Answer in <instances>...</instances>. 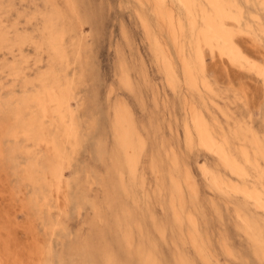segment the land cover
Instances as JSON below:
<instances>
[{"label":"rangeland","instance_id":"rangeland-1","mask_svg":"<svg viewBox=\"0 0 264 264\" xmlns=\"http://www.w3.org/2000/svg\"><path fill=\"white\" fill-rule=\"evenodd\" d=\"M166 3L184 27L183 52L151 0H0V264H145L148 258L177 264L179 256L203 264L188 241V214L211 264H264L234 212L251 219V206L219 195L200 169L204 163L236 181L198 146L190 115V109L202 113L213 131L249 130L264 147V81L206 52L210 90L188 87L182 58L194 61L191 15L177 0ZM235 3L257 34L255 40L236 36V44L264 66V0ZM55 44L64 59L52 50ZM160 51L173 65L174 86ZM53 82L68 85L78 135L64 171L65 192L57 196L43 180L49 169L43 151L22 131H6L4 122L24 104L36 113L32 95ZM128 154L137 158L133 173ZM33 162L40 170L26 180L21 172L33 171ZM262 170L263 160L254 161L248 187L258 185L254 178ZM171 198L184 208L181 224ZM258 214L250 233L260 239L264 216Z\"/></svg>","mask_w":264,"mask_h":264},{"label":"bare ground","instance_id":"bare-ground-1","mask_svg":"<svg viewBox=\"0 0 264 264\" xmlns=\"http://www.w3.org/2000/svg\"><path fill=\"white\" fill-rule=\"evenodd\" d=\"M151 1L157 8L158 14L161 15V20L167 24L168 33L174 47L179 52H183L186 46L182 39L184 27L181 20L175 19L168 12L166 0ZM204 1L205 4H201L200 0H177L186 14L191 15L188 19L191 31L188 47L194 52V61L191 62L184 57L182 58V69L188 87H200L207 91L210 90V84L204 76L203 55L206 52L225 58L232 66L241 71L253 72L264 81V66L245 56L239 45L236 44V36H246L253 40L257 38L254 29L243 18L242 8L235 3L237 0ZM52 50L60 59L65 58L64 51L58 44L53 45ZM159 56L170 85L174 86L176 75L173 65L164 52L160 51ZM67 90L68 85L61 87L55 82L47 89L43 86L42 91H37L30 99V103L34 104L36 108V113L32 112L30 114V105L24 104L18 111L10 113L4 121L6 131L10 132L13 129L16 133L22 131L23 136L34 141L43 151L47 163L49 162V169L43 180L49 192L56 196L65 192L63 189L66 184L64 171L69 162V150L73 149L72 143L78 137L77 128L75 127V115L70 111V101L73 97ZM190 110L191 123L197 135L198 146L211 154L218 164L236 181L225 180L221 176L213 174L204 163L200 164V169L219 195L235 199L233 201L241 202L245 206H251V213L255 215L251 219L244 215L240 209L236 208L234 212L242 228L247 231L246 235L255 243V254L264 261V230H262L260 239L254 238V235L250 233L256 230L255 224L257 222L254 220L260 218L258 213L261 212L264 216V170L257 172L254 178L258 185L247 186L250 181L249 172L254 161L257 162L260 159L264 162L263 144L249 130H237V132L232 133H229V131H213L202 113L194 109ZM26 113H29V115ZM42 119H47L50 122V126L54 128L53 134H49L47 129L44 130ZM192 140V134L188 126H185V141L187 144H191ZM242 140L244 144L236 146V142ZM250 149L253 150L252 154H250ZM134 156L127 155L131 173L136 167L131 165L137 164V158ZM33 168V171L23 170L21 172L22 177L30 181L35 180V175L39 172L40 166L33 162ZM187 187L191 190L194 189ZM180 189V186H178V193L176 194L178 197H181ZM170 204L173 207L174 218L178 224H181L185 213L182 203H179L178 209L172 203L171 198ZM186 219L191 224L188 241L193 252L203 264H211L201 240L198 239V225L189 214ZM258 220L264 222V217ZM253 222L255 223L253 224ZM145 264H155V261L148 258L145 259ZM177 264H191V262L179 256Z\"/></svg>","mask_w":264,"mask_h":264}]
</instances>
